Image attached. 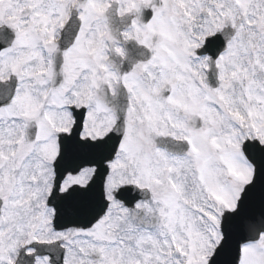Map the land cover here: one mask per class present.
I'll use <instances>...</instances> for the list:
<instances>
[{
  "label": "snow or ice",
  "instance_id": "6c2138e0",
  "mask_svg": "<svg viewBox=\"0 0 264 264\" xmlns=\"http://www.w3.org/2000/svg\"><path fill=\"white\" fill-rule=\"evenodd\" d=\"M0 264H264V0H0Z\"/></svg>",
  "mask_w": 264,
  "mask_h": 264
}]
</instances>
